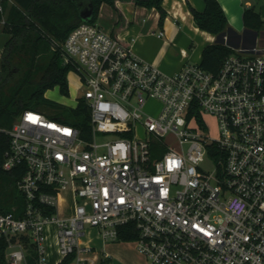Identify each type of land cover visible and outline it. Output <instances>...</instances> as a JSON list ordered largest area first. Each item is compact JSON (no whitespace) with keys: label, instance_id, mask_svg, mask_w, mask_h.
I'll use <instances>...</instances> for the list:
<instances>
[{"label":"built area","instance_id":"obj_1","mask_svg":"<svg viewBox=\"0 0 264 264\" xmlns=\"http://www.w3.org/2000/svg\"><path fill=\"white\" fill-rule=\"evenodd\" d=\"M232 48L217 72L187 62L169 74L97 22L76 26L62 57L79 77L90 138L34 109L2 130L4 170H24V206L0 212L8 264H28L32 246L48 264L51 225L56 264H102L109 255L81 241L86 224L106 243L130 223L148 264H264V44Z\"/></svg>","mask_w":264,"mask_h":264},{"label":"trees","instance_id":"obj_2","mask_svg":"<svg viewBox=\"0 0 264 264\" xmlns=\"http://www.w3.org/2000/svg\"><path fill=\"white\" fill-rule=\"evenodd\" d=\"M119 1H133L138 6L155 8L160 13L159 26L163 27L167 11L164 0H8L5 2V23L0 22V31L8 33L0 68V212L22 208L24 198L18 193L17 183L24 174L22 167L6 171L3 168L5 153L9 149L10 136L6 130L12 128L16 118L26 109L39 110L48 102L52 108L62 107L49 100L46 92L59 86L64 95L69 94L68 74L71 68L64 64L62 42L80 23L81 12L93 9L91 22H96L101 6L111 5L118 11ZM197 26L216 35L215 43L207 45L202 54L201 66L217 72L224 60L234 53L225 43L227 35H237L229 26L226 12L219 0H205L202 11L190 5ZM2 15L0 14V18ZM124 17L119 11L118 25ZM244 26L257 34L264 20L255 8L243 12ZM52 117L82 130V136L90 138V112L82 101L69 114L42 111ZM5 130V131H2ZM121 241H136L138 230L133 223L120 228ZM8 242L0 239V264H8L6 252ZM28 264H37V253L32 247L27 256ZM102 264H107L105 261Z\"/></svg>","mask_w":264,"mask_h":264},{"label":"crops","instance_id":"obj_3","mask_svg":"<svg viewBox=\"0 0 264 264\" xmlns=\"http://www.w3.org/2000/svg\"><path fill=\"white\" fill-rule=\"evenodd\" d=\"M190 5L202 11L205 0H164L163 6L167 11V17L163 27L159 26L160 13L155 8L138 6L133 1L118 2V9L124 17L121 25L117 26L119 11L107 3L101 6L99 17L102 19L108 17L111 23L106 26L110 27L111 33L125 38L137 55L171 74L187 62L200 63L204 48L218 39L216 35L203 31L197 26ZM147 21L153 24L151 23L149 27L145 26L144 23ZM159 30L164 31L163 37L158 36ZM198 36L205 38L200 46L195 41ZM8 39L9 35L5 32L2 52ZM198 58L200 61H197ZM105 246L106 243H103L102 247L95 248L102 253L105 252ZM105 253L109 255L107 262L113 264L110 253ZM59 258L57 251L54 264Z\"/></svg>","mask_w":264,"mask_h":264},{"label":"rangeland","instance_id":"obj_4","mask_svg":"<svg viewBox=\"0 0 264 264\" xmlns=\"http://www.w3.org/2000/svg\"><path fill=\"white\" fill-rule=\"evenodd\" d=\"M229 22V26L237 33V35H227V43L231 47L243 46L254 43L255 40L258 42L261 40L264 44V26L261 31L257 34L254 30H251L244 26L243 22V12L246 8L253 7L257 12H259L264 19V0H220ZM96 22L106 31L111 32L109 26L106 24L111 23V20L108 17L101 18L98 17ZM153 22H145L144 25L150 26ZM5 39V32L0 31V68L2 62V44ZM224 40L226 41L225 37ZM198 46L202 45L205 41L203 36H198L195 40ZM197 61H200L199 58ZM194 63V62H190ZM69 82V94L64 95L61 93L59 86H56L53 89H50L46 92V97L58 104L59 108H52L51 104L46 102L42 104L39 108L41 111H52L55 113L69 114L72 108H75L77 105L76 98L82 95V89L80 88L79 77L74 71H70L68 74ZM154 108H157L159 105L157 103L151 104ZM209 122L213 127V134H216L217 122L214 117H209ZM112 138V135L98 134L99 141H105ZM205 171L211 172L214 169V164L211 161H206L201 166ZM19 193V192H18ZM20 194V193H19ZM67 196V194H63ZM67 203L65 204V206ZM70 208L64 207V212L68 213ZM48 234V264H54V258L57 254V245H56V228L54 225H51L47 230ZM81 241L84 245H90L94 247H102L105 243L101 236L100 230L95 227L86 224L85 234L81 237ZM105 252H109L113 264H148V259L139 252L135 241H118V242H106ZM101 254V253H100Z\"/></svg>","mask_w":264,"mask_h":264},{"label":"water","instance_id":"obj_5","mask_svg":"<svg viewBox=\"0 0 264 264\" xmlns=\"http://www.w3.org/2000/svg\"><path fill=\"white\" fill-rule=\"evenodd\" d=\"M93 17V9L87 8L81 12V18L84 22L91 21Z\"/></svg>","mask_w":264,"mask_h":264}]
</instances>
